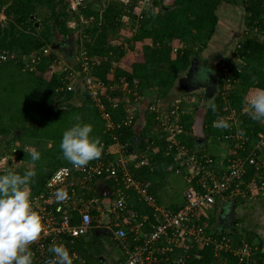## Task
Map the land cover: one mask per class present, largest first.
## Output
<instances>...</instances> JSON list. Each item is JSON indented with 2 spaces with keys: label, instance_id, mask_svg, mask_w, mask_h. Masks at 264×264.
Masks as SVG:
<instances>
[{
  "label": "trees",
  "instance_id": "16d2710c",
  "mask_svg": "<svg viewBox=\"0 0 264 264\" xmlns=\"http://www.w3.org/2000/svg\"><path fill=\"white\" fill-rule=\"evenodd\" d=\"M131 2L134 1L132 0ZM162 2L163 0H153L152 7L155 5L157 10L152 8L150 14L144 18L133 14L134 10L129 6L128 1H110L102 11L89 6L80 7L81 14L86 20L89 19L84 34L90 35L92 39L84 40L83 45L87 56L92 60L93 58L95 59L91 74L103 84L100 92L101 101L104 105H110L109 101L114 99L113 97L118 96L119 93L115 89H110V87L119 79V76H123L129 86L134 85L140 95L145 96L155 92L156 96L153 101L159 104L162 101H167L170 90L175 86L177 76L186 70L192 61H196L199 65L207 66V68L212 67L213 63L210 64L209 62L211 61L202 52L207 48L208 41L215 33L218 6L222 2L240 5L244 10V31L241 41L234 52L240 60L239 64L232 67L229 71L230 84L228 88L224 89V82L218 76V91L209 103V105L215 104L216 111L213 112L208 105L205 116L200 119V122L204 126L203 136L206 140L209 137L214 139L215 135H220L224 139L223 135L229 130L213 126V121H217L220 116H223L227 122L231 121L228 118V113L235 110L236 117L240 121L250 123L248 127L241 126L243 134L249 137L245 148L246 150L250 149L259 125L250 115L248 108L249 112L244 111L246 105L243 103V97L251 89L264 88V0H172L169 6L163 5ZM40 6H44L47 9L46 14L43 15L42 22L37 20ZM66 7L67 4L64 0H0V12H3L6 17L5 25L0 26V48L5 49L8 53L16 54L13 58L16 59V62L10 59L0 65V77L11 65L16 67L19 72L22 69V65L27 61L30 62V59L36 56L37 51L42 46L53 45L57 40L70 36L72 30L66 24L69 16ZM30 15L34 17L31 19ZM122 16H127L131 20L136 19L138 26L128 39L127 47H125L133 54L131 69L129 72L118 71L114 74L110 71L111 58L109 55V50L114 49L110 45L105 48L104 45H106L107 40V28L115 29ZM36 21L39 22L38 25L34 24ZM116 52L121 55L124 50L119 48ZM71 53L72 51L67 53L68 56ZM51 60V56L47 55L42 57L39 63L35 64L34 75L36 78L40 77L43 87V106L32 111L31 107L28 106L32 105L31 102L29 101L25 104L24 101L23 105H26V108L14 105V107L8 108L6 111L8 121L16 124L20 131L18 134H13L14 138L19 137L22 129L27 130V125L18 123L17 120H21L26 114L29 116L36 115V118H40L39 124H41V121L43 124L37 129L40 132L36 134L37 131L36 129L34 130L35 134L37 137L39 136L38 138L50 139V142H56V162L57 166H59L68 164L63 159L58 144H60L63 131L70 127L66 125L65 121L74 111L72 112L69 108L82 111L85 107L90 115V120L99 118V115L97 108L95 109L94 107L95 102L84 87L82 88L85 91L83 107L76 106L74 108L72 106L71 101L76 97L78 98L82 90L79 87H75V85L71 90L65 88V83L68 80L67 72L52 73L48 78L45 77L44 72L47 70ZM76 64L75 69L80 70L79 62ZM0 105L9 104L4 103L2 98H0ZM23 112L25 114L19 118ZM112 114L115 122L123 120L125 117L123 106L119 104L112 111ZM134 120L131 126L116 129V132L119 133V142H126L134 150H137V162L140 160L142 151L146 149V143H149L150 146L149 149H146V155L149 157L147 158V164L138 168L130 167V170L137 180H148L153 181V183L155 180L162 182L177 166L173 153L167 152L164 136L158 138L155 134L149 132V127L151 126L149 119L147 122L149 125L144 129V132L139 134L141 140L136 144V141L133 140L135 133L132 129ZM192 122V113L181 114V132L177 135L178 139L191 152L198 150L195 148V137L192 135L190 127ZM155 123L157 124L156 120ZM95 129V136L99 137L102 142L103 153L113 140L109 135V131L105 130L104 125L95 127ZM2 130L6 131L5 128ZM145 138H148L146 143L143 141ZM53 142L52 146H54ZM18 156L19 158L24 157L23 153ZM26 156L29 155L27 154ZM254 162L250 161L247 164V171L241 184L243 191H250V189L256 188L255 186L258 184L253 177ZM151 165H153L152 169H150ZM52 170L53 168L46 169L42 173L36 174L30 185V190L39 191ZM99 179L109 184L107 177ZM258 192L254 193L252 197H249V193L246 192L245 197L239 195V197L231 198L235 199L237 204L244 203V206H248V203H251L253 199L264 196V186L263 194ZM233 207L235 209L236 205L234 204ZM213 209L216 211L215 207ZM214 221V216L204 220L207 232L216 236L222 234L234 235L233 238L237 237V239L234 238L235 241L240 243L239 238L242 236L243 231L240 230L236 233L218 231L213 227ZM237 223L238 221L234 219V224ZM250 237H252V234L246 240H249ZM112 243L114 242L112 241ZM255 250L252 257L243 262H239L231 253H226L224 256L227 262L224 264H263L261 245L258 244ZM75 251L74 264H103L98 260L97 262L93 261L94 256L91 245L77 244ZM197 253L201 257L188 260V264H208L213 261V250L211 247L202 248Z\"/></svg>",
  "mask_w": 264,
  "mask_h": 264
},
{
  "label": "built area",
  "instance_id": "2783aa9c",
  "mask_svg": "<svg viewBox=\"0 0 264 264\" xmlns=\"http://www.w3.org/2000/svg\"><path fill=\"white\" fill-rule=\"evenodd\" d=\"M83 2L76 0L75 7L80 8ZM137 16L141 17L139 13ZM5 20V15L0 12L1 27L5 25ZM52 51L49 46L41 47L30 61L52 56ZM79 55L80 70L69 67L62 69L68 77L65 88H73L74 75L82 77L84 89L98 107L105 121L104 128L109 131L113 142L87 166L76 169L69 163L59 165L52 170L39 191L30 190L34 209L41 216L43 225L40 237L30 245L34 252V264H52V254L47 249L53 243H63L70 253L76 255V243L89 232L101 228L110 231L107 235L123 251L124 256L112 264H188V260L201 257L198 250L208 246L213 250V260L225 253H231L239 262L248 260L252 250L256 249L255 245L237 243L228 234L213 235L207 232L204 220L215 217L213 208L218 198L245 197L249 193L248 190L243 191L241 184L250 161H255L253 177L258 182L255 189L263 194L264 122L257 121L259 129L255 140L246 150L249 137L230 118L229 124L233 123L236 128L229 126L227 129L230 132L223 135L229 142L228 151L218 160L206 150L191 152L178 139L177 135L181 132L180 115L185 112L181 105H173L168 112L156 115L158 127L165 134L166 150L173 153L177 162L172 172L182 174L187 182L181 205L171 207L160 204L149 191L148 183L135 179L130 170L128 161L130 158L134 160L137 154L128 143L118 140L116 129L131 126L135 116L128 115L125 109L123 120H113L112 111L119 106L118 100H110V105L103 104L100 98L103 84L91 74L94 60L84 50ZM14 57V53L0 48V65ZM222 70L226 71L227 67L223 65ZM224 76L221 80L227 84V87L224 86L226 89L230 79ZM228 114L235 113L232 110ZM221 118L224 119L223 116ZM111 145H115V151L110 149ZM144 156L139 160V165L145 163ZM101 177L109 179L107 184L111 194L108 196L97 193V181ZM59 188H64L69 198L57 203L54 192ZM131 199L140 202L144 211L134 209Z\"/></svg>",
  "mask_w": 264,
  "mask_h": 264
},
{
  "label": "rangeland",
  "instance_id": "374dc122",
  "mask_svg": "<svg viewBox=\"0 0 264 264\" xmlns=\"http://www.w3.org/2000/svg\"><path fill=\"white\" fill-rule=\"evenodd\" d=\"M64 1L67 4L66 9L69 14L66 24L68 27L71 28L72 30L71 34L73 35L71 50L68 51L69 52L72 51L71 55L72 54L73 55L68 56L67 54L68 51L67 53L63 54V52L58 51V49H52L53 51L51 56L52 59L51 63L49 64L47 70L44 72L45 77L47 78L52 73L60 74L64 67H69L71 69L76 70L75 69L77 65L76 63H78V57L80 56L79 52L81 50H85L83 45L84 40L92 39L90 35L84 34V31L86 30V27L88 25L87 21H89V19L86 20V18L81 14L80 11L82 7L85 8L89 6L92 7L93 9H98L99 11H102V9H104L106 4L110 1L111 2L128 1L129 6H131L134 10L133 14L137 16V14L139 13V15L142 16V18L150 14L152 8L157 10V7L155 5L154 7H152L153 0H133L134 2H131L132 0H84V2L81 5L82 6L81 8L75 7L76 0H64ZM162 3L163 5L169 6L171 5L172 0H163ZM38 11L39 13L37 14V20L39 22H42L43 15L46 14L47 9L44 6H40L38 8ZM237 14L241 15L240 16L241 20L236 19V21L231 22V25H229L228 27H231V29H236V31L241 35L242 31H244V24H243L244 17L242 13L240 14V12H238ZM38 21H36L37 25L39 23ZM226 22L228 21L226 20ZM137 26H138V21L136 19L131 20L127 16H122V18L118 21V24L115 26V29L112 30L110 27L107 28V33H106L107 40H106V45H104V47L106 48L107 45H110L111 48L114 49L111 51L109 50V55L111 58L110 71L112 73L115 74L118 71H126V72L130 71L131 63L133 60V54L129 49H125V47H127V41L130 38V36L135 32ZM215 38L216 36L214 33L211 36L210 40L208 41L207 48L204 49L202 54L205 55V53H209V55L207 56V59L211 61L209 63L210 64L213 63L214 69L216 64L218 71L222 72V74H218L220 80L222 76L225 77L224 75H227L230 78V73H229L230 69L232 67H235L237 64H239L240 61L239 58L234 53L236 49V45L240 41L237 44H235L234 47L231 48V50H229L230 52H226L225 50H223L222 55L224 56V58L218 60L219 62L215 63V59L212 61V56L213 58H215V55H217V53L215 54V47H218L216 42L219 43L218 41H215ZM228 41L233 42V39L227 38V42ZM48 46L51 47L50 44L44 45L42 47L48 48ZM119 48H122L124 50V52L121 55L116 52ZM15 55L16 54L14 53V56ZM93 60L95 59L93 58ZM12 61L16 62V59H12ZM37 63H39V60H36V62L27 61L22 65V69H20L19 72L17 71L16 67L11 65L10 67L7 68L5 73H3L0 77V98H2L4 103L9 104V105H0V172H3L7 168H12L17 172L22 173L27 168H34L36 173L40 174L46 169H52V168L54 169V167L57 166L56 142L52 141L54 144V146H52V142H50V139H42V138H38L39 136L38 137L36 136V134L40 132L37 131V129L39 128L40 125L43 124L42 121L41 124H39L40 123L39 117L36 118V115L29 116L28 114H26L25 117L21 118L27 110L21 113L20 116L18 115L19 118H21V120H17V122L24 123L25 126L27 125V130L22 129V133L17 138H14L13 134L14 133L18 134V132H20L19 128H17L16 124L9 122L7 117L6 109L12 108L14 107V105L17 107L19 106L26 108V105H23L24 101L25 104L28 103L29 101L31 102L32 105H28V106L31 107L32 111L35 109L37 110L39 107L43 106L42 83L40 77L36 78V76L34 75L35 64ZM223 65L227 67V70L224 72L223 70L221 71ZM200 66L201 65H198L196 66V68H199ZM185 72H186L185 70L181 72L177 76V78L184 75ZM118 80H116L113 86L110 87V89L112 90L115 89V91L119 93L118 96H115L113 98L117 99L118 103L124 107V110L125 109L127 110L126 113H128V115L132 117L137 115L140 111H142L143 110L142 105H144L143 107L145 113L148 115L149 120L153 121V124L149 127L150 129L149 132L155 134L158 138L165 136V134L158 127V125L154 123L156 115L160 113L168 112L170 110V107L177 104V105H182V108L186 112L195 110V113L193 115L195 116V118H197L199 123L200 121L199 119H202L205 116L204 114L206 112V108L209 105L210 101L215 96V95L213 97L211 96L212 99L211 97H207V99H205L206 97H204V93L201 88L200 89L190 88L191 89L190 91V89H188L187 87L180 88L176 85L170 90V93L168 94L169 96L168 100L162 101L159 104L153 101V99H155L156 96L155 92L149 95L142 96L137 92L134 85L129 86L125 82L123 76H119ZM209 84L212 86L215 85L213 81H210ZM73 85H75V87H79V89L82 91H80L78 98L76 97L71 101L72 106L74 108L76 106L83 107V101H84L83 99H84L85 91L82 89L84 87L82 77H78L77 75H74ZM224 86L227 87V84L225 83ZM252 90L254 89H251L250 91ZM145 105H152L154 107L148 108ZM159 105L161 106L159 107ZM94 107L95 109L97 108L99 118H95L92 120H90V115L87 112L88 110L85 109V107L82 111H77L69 108V110H72V112L73 111L74 112L66 119L65 121L66 125L71 126L72 124L76 123V117H79L81 122L90 123L92 125L93 135H95L96 134L95 127L105 125V121L100 116L98 107L96 106L95 103H94ZM152 108L154 109L152 110ZM228 118H232L233 120L235 116L228 114ZM3 128H5L6 131L2 130ZM35 129L37 131L36 134L34 131ZM214 142H215V138L213 139V137H209L206 140L205 142L206 148H209V151L206 150L207 152H210L212 150L211 146L214 145ZM33 148H35L41 153V159L39 161H36L34 164L31 162L30 156H26L28 152H30ZM21 153H23L24 157L19 158L18 155ZM166 184H167V191H166L167 200L165 204L169 205L172 204V202H174L175 200L177 201L181 200L185 186L182 185L179 179H174V178L168 179ZM257 192L258 190L253 188L252 190L250 189L249 194L253 195L254 193ZM232 197L234 198V196ZM168 199H170V201ZM136 202L137 201L135 200L131 201V203H136ZM238 205L240 207V209L238 210V214H242V215L243 214L248 215V209L253 207L252 203H248V206H244V203L243 204L239 203ZM247 237L249 236L244 235L242 238H239L240 243H248V244L252 243L256 247L258 246V238L256 239L255 235H252V237H250L249 240H246ZM234 238L237 239L236 236ZM98 242L100 243L103 249L107 250L108 248H110L111 240L109 238V235L99 236ZM255 251H256L255 249L252 250V254ZM226 262H227L226 258L223 255L221 256V258L215 259L209 264H224Z\"/></svg>",
  "mask_w": 264,
  "mask_h": 264
},
{
  "label": "clouds",
  "instance_id": "9594fccd",
  "mask_svg": "<svg viewBox=\"0 0 264 264\" xmlns=\"http://www.w3.org/2000/svg\"><path fill=\"white\" fill-rule=\"evenodd\" d=\"M209 68L201 65L193 74V83H206L209 79ZM243 103L250 111L252 118L264 122V88H256L243 97ZM213 112L215 104L209 105ZM213 126L228 128L229 123L223 118L213 121ZM102 142L93 135L90 123H76L63 131L59 148L62 157L73 168L79 169L98 159L102 154ZM34 164L41 159V153L33 148L28 152ZM34 168H27L22 173L7 168L0 172V264H34V252L30 245L42 232V218L34 209L30 185L36 176ZM69 198L64 188L54 192L57 203ZM47 251L51 253L52 264H74L75 253L63 243L50 244Z\"/></svg>",
  "mask_w": 264,
  "mask_h": 264
},
{
  "label": "crops",
  "instance_id": "0c3cea01",
  "mask_svg": "<svg viewBox=\"0 0 264 264\" xmlns=\"http://www.w3.org/2000/svg\"><path fill=\"white\" fill-rule=\"evenodd\" d=\"M238 12H240V14L242 13V15L244 17V10L240 5H233V4H230L228 2L227 3L222 2L216 10L218 20H217V24L215 27V36H216L215 41H218L219 43L216 42L218 47H215V54L217 53V55H215V58H213V56H212L214 54L211 55L212 61L215 59V63L218 62V60H221L224 58V56L222 55L223 50H225L226 52H230L229 50H231V48H233L235 44H237L239 41H241L243 31L240 35L236 31V29H231V27H228L229 25H231V22H233V21L235 22L236 19L241 20V18H240L241 15H238L237 14ZM226 20L229 23L226 22ZM227 38L233 39V42H231V41L227 42ZM204 56H208V53H205ZM212 67H214V65H212ZM212 67H210V68H212ZM214 70H215V79H216V81H215L216 82L215 94H216V92L218 91V88H217L218 76L217 75L219 74L217 66H215V69L214 68L210 69L211 72H213ZM175 86H176V84H175ZM193 88L196 89V87H192V89ZM190 91H191V89H190ZM143 106L144 105H142L143 110L140 111L137 115H135L134 124L132 126V129L135 133L134 137H137L138 143L141 140L139 137V134L141 132H144V129L149 125L147 123L149 118H148V115L145 113ZM145 106H147L148 108L154 107L152 105H145ZM160 106L161 105H159V107ZM233 111L235 113V110H233ZM244 111L249 112L247 109V106H245ZM188 112H191L193 115L195 113V110L194 111L193 110L187 111L186 113H188ZM234 116H235L234 123L237 124V126L241 128V132L243 133L241 126L248 127V126H250V123L245 122V121H240L236 117V113L234 114ZM150 122H151L150 125H152L153 121L150 120ZM154 123H155V121H154ZM228 123H230V122H228ZM198 124H201V122L199 121V123H198L197 118H195V116L193 115V122H192V125L190 127L192 129V135L195 137V148L198 150L209 151V148H206V145H205L206 138L203 136L204 126L202 124L201 125H198ZM157 125H158V123H157ZM229 125L232 128L235 127V125L233 123H231ZM235 128H233V129H235ZM226 129H224V130H226ZM203 137L205 139L203 141L200 140ZM147 139L148 138H145L143 140L144 143H146L148 141ZM138 143H136V144H138ZM228 144H229V142L225 139H222V137L220 135H218V136L215 135V142H214V145L211 146L212 152L210 151V153L215 155V157L218 160H221L223 158L224 154H226L228 151V146H227ZM149 146H150L149 143H146L145 148L149 149ZM110 149L112 151H115L116 150L115 145H111ZM146 149L143 150L141 155H140V159L142 156L145 155L143 157L144 162H145L144 164H147V158H149L146 155ZM133 151L137 154L136 149L135 150L133 149ZM137 156H138V154H137ZM128 164H129V167H131V168H138L139 166H141L136 161V158L134 160L133 159L131 160V158H130V161H128ZM152 168H153V165L150 166V169H152ZM172 178L179 179V181L182 183L183 186L187 185V182L184 179L182 174H174L173 172H170L164 178V180L162 182H158L156 180L154 181V183H153V181H148V180L147 181L143 180V181L148 183L149 191H151V193L156 197L157 201L160 204L168 205V204H165V202L167 200L166 199L167 198V195H166L167 184L166 183H167L168 179H172ZM100 182H104V181L101 179H98L97 184ZM132 198L134 199V197H132ZM230 199H233V198H229L228 196H226V197H222V198L217 199L216 204H215V208H216L215 218L217 215H220L221 207L226 206V204L229 202ZM168 200L170 201V199H168ZM182 202H183V196H182L181 200H179V201L175 200L174 202H172V204H169L168 206L176 207V206L181 205ZM251 203L253 204V207L248 209V215H244V214L242 215V214H238V210L240 209V207L237 204V202L235 203V199H234V204L236 205V207L233 211V214H234V219H236V221H238V223L235 224V227L237 229L236 232H238L240 230L243 231L241 237H243L244 235L250 236L252 234V235H255L256 239L258 238V244L261 245V251L263 254L262 262L264 264V196L259 197V198H255L254 201H252ZM131 205L134 207V209H137L139 211H142V210L144 211V206L138 201L136 203H132ZM100 236H102V235H100ZM98 237L99 236L94 234V231L89 232L85 237L81 238L76 243V245L77 244L78 245L83 244L85 246L91 245L92 253L94 256V258H93L94 262H97V260H98L103 264H112L115 262V260L117 258H122L124 256L123 251L119 248V246L115 245V243H112V239L110 237L109 238L111 240V244H110V248H108L107 250H105L101 247L100 243L98 242ZM100 257H102V259Z\"/></svg>",
  "mask_w": 264,
  "mask_h": 264
},
{
  "label": "water",
  "instance_id": "95a60500",
  "mask_svg": "<svg viewBox=\"0 0 264 264\" xmlns=\"http://www.w3.org/2000/svg\"><path fill=\"white\" fill-rule=\"evenodd\" d=\"M33 17H34L33 15H30L31 19ZM34 24L37 25V22H35ZM69 40H70V38H67L63 42L54 43L53 45H51V48L52 49H58L59 45L64 44L65 42H67ZM191 67H192V62L190 63L188 68H191ZM178 80H179V78H177L175 81L176 85H177ZM203 87L204 86L201 82H198V85H196V89H200V88L203 89ZM204 139L205 138L203 137L200 140L203 141ZM133 140L136 141V143H138L137 137H134ZM97 193L100 196H108L111 194V188L109 187V185L107 183L100 182L97 184ZM233 206H234V199H230L229 202L226 204L224 214L219 221V227H218L219 231H229L232 233H236L237 229H236L235 224H234V214H233L234 207ZM109 232L110 231L106 228L94 230V234L97 236L107 235V234H109ZM100 258L102 259V257H100Z\"/></svg>",
  "mask_w": 264,
  "mask_h": 264
},
{
  "label": "flooded vegetation",
  "instance_id": "af4514ba",
  "mask_svg": "<svg viewBox=\"0 0 264 264\" xmlns=\"http://www.w3.org/2000/svg\"><path fill=\"white\" fill-rule=\"evenodd\" d=\"M72 37L73 35L70 34L69 37H66L64 39H59L57 40L55 43L58 42H63L64 40H66L67 38H70L69 41L65 42L64 44L59 45L58 51L63 52V54L67 53L68 50L71 49V45H72ZM69 53V51H68ZM199 64L196 61H192V67L191 68H187L184 73V75H182L181 77H178L179 80L177 82V86L180 88H185L187 87L188 89L192 88V87H196V85H198V82L193 83V74L195 72H197L198 68H196V66H198ZM218 76V75H217ZM213 81L215 83L214 86L210 85L209 82ZM216 79H215V71H213L212 73L209 72V79L208 82L203 84V93H204V97H206L205 99H207V97H213L215 95V87H216ZM211 97V99H212ZM225 207L223 206L221 207V212L220 215H217L214 221V226L216 227V229L218 230L219 227V221L222 218L224 211H225Z\"/></svg>",
  "mask_w": 264,
  "mask_h": 264
}]
</instances>
